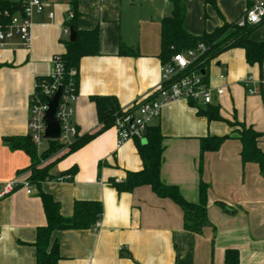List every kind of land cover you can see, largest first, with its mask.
<instances>
[{
	"label": "crops",
	"instance_id": "1",
	"mask_svg": "<svg viewBox=\"0 0 264 264\" xmlns=\"http://www.w3.org/2000/svg\"><path fill=\"white\" fill-rule=\"evenodd\" d=\"M46 1L50 7L33 15L30 47L18 39L0 47V189L11 180L27 182L31 158L11 148L4 137L28 135L35 80L49 75L52 57L63 54L69 13L78 29L98 28V54L82 57L78 67L72 120L79 136L99 128L91 96L113 95L126 109L160 82V20L171 14L169 0ZM252 1L214 0V6L182 0L183 26L193 35L211 32L223 21H236ZM49 11L54 12L52 19ZM250 38L264 42V20ZM119 45L135 53L119 55ZM260 72L259 65L246 62L243 49H228L211 60L206 77L210 86L224 89L210 105L219 108L222 120H208L197 113L205 106L178 100L165 104L151 122L163 136L161 180L175 185L189 202L197 201L199 182L206 184L211 226L199 234L186 231L179 206L148 185L117 192L109 180H122L126 171L140 170L142 162L135 140L117 146L111 127L59 159L49 171L53 178L41 183V190L59 202L64 217L72 215L75 200L102 205L98 229L92 225L53 232L59 245L57 264H223L229 248L238 251L239 264H264V176L256 163H242L238 138L241 124L251 127L260 133L257 145L264 152V99L248 95L241 85L246 76ZM225 135L217 150L200 155L201 137ZM70 170V180L56 179ZM45 221L35 187L30 193L18 188L0 197V264H35L36 228Z\"/></svg>",
	"mask_w": 264,
	"mask_h": 264
},
{
	"label": "trees",
	"instance_id": "2",
	"mask_svg": "<svg viewBox=\"0 0 264 264\" xmlns=\"http://www.w3.org/2000/svg\"><path fill=\"white\" fill-rule=\"evenodd\" d=\"M172 3V11L169 16L160 20V52L158 54L161 63H165L177 52L194 48L199 43L206 47L204 53L197 62V66L203 70V78L206 81L208 64L222 52L231 48H241L244 51L245 60L253 65L257 64L264 68V42L251 40L250 34L255 25L237 26L234 22L223 21L222 25L211 32H203L200 35H193L187 32L183 26L184 7L182 0H169ZM215 6L214 0H205ZM19 3L0 0V23L6 19L2 11L10 13L18 10ZM75 31V40H64L65 50L62 56L65 78L68 79L70 69H75L76 87L78 83V67L82 57L98 54V28L89 30L78 29L74 17L68 23ZM119 55L133 54L135 51L124 45H119ZM47 76L37 77L42 79ZM95 104L99 128L91 134L78 136L69 146L68 150L52 161L40 166L41 161L47 160L57 153L62 145L58 141L48 139L46 147L37 153L29 135L25 137H4V140L11 148L24 150L31 158L29 166L30 174L27 182L36 188L41 199L45 214V224L36 228L35 240V264H57L60 259L59 245L57 239L53 238L54 231L69 229H85L94 225L102 214V205L94 200H75L73 203L72 215L64 217L60 212V204L50 194L41 190V183L53 178L49 173L52 166L62 157L74 152L97 134L113 127L117 117L123 114L117 98L113 95L91 96ZM193 105V103H190ZM197 113L205 116L208 120H222L219 108L207 105L204 108L198 107ZM260 133L251 127L241 124L238 138L241 142V161L243 164L254 162L258 165L261 175L264 176V152L257 145ZM228 136H205L199 139L200 155L206 151H215ZM137 153L142 162V168L137 171H126L122 180L110 179L109 184L117 192H131L141 185L150 186L151 190L161 198L172 200L182 211L183 228L192 233H201L202 229L211 226L207 214V190L208 186L202 182L198 185V199L196 202L185 200L175 185L164 183L160 177V167L163 160V136L158 124L147 126L143 138H135ZM65 174H74L70 170ZM59 175V176H62ZM224 206L222 203H220ZM125 255V254H123ZM223 264H239V253L236 249H226L224 252Z\"/></svg>",
	"mask_w": 264,
	"mask_h": 264
},
{
	"label": "built area",
	"instance_id": "3",
	"mask_svg": "<svg viewBox=\"0 0 264 264\" xmlns=\"http://www.w3.org/2000/svg\"><path fill=\"white\" fill-rule=\"evenodd\" d=\"M48 7H50V3L46 0H21L19 11L13 13L8 10L2 11V16L6 21L0 23V47L8 40L18 39L24 48H29L33 15L42 13ZM47 16L52 19L54 12L49 11ZM73 17V13H69L68 20L70 21ZM263 20L264 0H254L235 23L237 26L257 25ZM69 32L70 28L66 23L63 26V35L68 37ZM205 49V45L199 43L194 48L174 53L168 61L161 64L159 84L145 96L135 100L128 108L123 109V114L115 119L113 127L117 133V146L129 139L143 138L147 126L160 116L162 107L169 102L184 100L195 106L214 104V94L219 96L224 92V89L223 87L210 86L204 80L201 68L197 66ZM63 71L62 56L55 54L52 57L50 74L45 78L35 80L34 90L29 99L28 135L37 153L40 154L48 140L44 137L46 128L44 117L49 101L58 88H61L55 111L60 132L59 137L53 140L58 141L62 147L52 157L66 152L79 136L77 126L72 120L73 103L77 96L75 82L77 72L75 69H70L68 79H66ZM241 85L248 95H259L264 99V68H261L260 74L256 77L246 76ZM49 159L41 161V164ZM71 178L70 174L56 177L58 181H67ZM32 187L28 182L19 183L16 180H11L1 187L0 197L10 194L18 188H25L27 193H30ZM99 226L100 222L96 221L93 225L94 230Z\"/></svg>",
	"mask_w": 264,
	"mask_h": 264
},
{
	"label": "water",
	"instance_id": "4",
	"mask_svg": "<svg viewBox=\"0 0 264 264\" xmlns=\"http://www.w3.org/2000/svg\"><path fill=\"white\" fill-rule=\"evenodd\" d=\"M69 28H70V32H69L68 40L72 42L75 40L76 35L72 27ZM201 72L204 73L203 70ZM60 93H61V88H58L53 98L50 99L49 101L48 110L44 117V121L46 124L44 137L46 139H57L59 137L60 127H59V122L55 117V111L60 97Z\"/></svg>",
	"mask_w": 264,
	"mask_h": 264
},
{
	"label": "rangeland",
	"instance_id": "5",
	"mask_svg": "<svg viewBox=\"0 0 264 264\" xmlns=\"http://www.w3.org/2000/svg\"><path fill=\"white\" fill-rule=\"evenodd\" d=\"M41 165V164H40Z\"/></svg>",
	"mask_w": 264,
	"mask_h": 264
}]
</instances>
